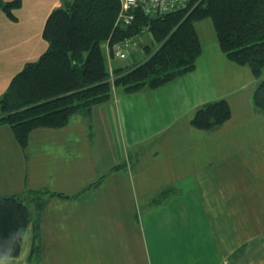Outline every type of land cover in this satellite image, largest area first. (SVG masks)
I'll return each mask as SVG.
<instances>
[{
  "label": "crops",
  "instance_id": "0c3cea01",
  "mask_svg": "<svg viewBox=\"0 0 264 264\" xmlns=\"http://www.w3.org/2000/svg\"><path fill=\"white\" fill-rule=\"evenodd\" d=\"M60 2L21 0L15 19L0 9V97L46 50L43 27ZM194 26L201 53L191 72L157 88L118 89L89 118L34 129L25 152L0 125V195H64L28 203L35 213L20 251L0 264H264L257 79L224 55L209 18ZM219 99L230 117L196 128V109ZM126 158L128 166L113 169ZM36 231L37 263L30 261Z\"/></svg>",
  "mask_w": 264,
  "mask_h": 264
},
{
  "label": "trees",
  "instance_id": "16d2710c",
  "mask_svg": "<svg viewBox=\"0 0 264 264\" xmlns=\"http://www.w3.org/2000/svg\"><path fill=\"white\" fill-rule=\"evenodd\" d=\"M20 4L21 0H0V9L15 19L13 10ZM119 10V0H61L49 13L42 32L46 50L14 75L0 97V125L9 126L24 152L32 130L64 126L77 112L88 115L95 105L111 97L112 84L133 93L160 87L194 70L201 53L194 24L205 18L211 19L224 55L247 66L258 80L252 104L264 115V0H195L183 9L153 17L136 10L126 25L116 23ZM143 28L155 46L139 40L146 56L127 66L113 67L112 61L122 63L128 57H112L111 83L104 43L139 35ZM137 49L130 54L133 59ZM230 114L228 102L219 99L199 106L191 123L206 131L223 124ZM53 196L64 195L48 189L0 195V257L18 255L30 221L28 203L41 205ZM38 239L36 231L30 253V261L36 263Z\"/></svg>",
  "mask_w": 264,
  "mask_h": 264
},
{
  "label": "built area",
  "instance_id": "2783aa9c",
  "mask_svg": "<svg viewBox=\"0 0 264 264\" xmlns=\"http://www.w3.org/2000/svg\"><path fill=\"white\" fill-rule=\"evenodd\" d=\"M195 0H119L120 10L116 17V23L121 25L130 24L134 18V11L139 10L144 15L153 17L169 11L183 9ZM147 33L146 28L141 29L139 35L126 37L107 46V57L126 59L131 52L137 49L139 40ZM113 55V56H112Z\"/></svg>",
  "mask_w": 264,
  "mask_h": 264
},
{
  "label": "rangeland",
  "instance_id": "374dc122",
  "mask_svg": "<svg viewBox=\"0 0 264 264\" xmlns=\"http://www.w3.org/2000/svg\"><path fill=\"white\" fill-rule=\"evenodd\" d=\"M3 1H5V0H3ZM206 19H208V18H205V20ZM204 20V19H203ZM211 20V19H210ZM199 21H201V20H198V21H196V22H199ZM195 22V23H196ZM212 22V21H211ZM149 39H148V38ZM140 42L141 43H143V42H145L146 44H148L151 48H153L154 46H155V43L151 40V35L150 34H145V35H143L142 37H141V39H140ZM110 45V42H109V40L108 41H106L105 43H104V54H105V58H106V61L109 63V65H110V62L113 60V58L111 57V58H108L107 57V46H108V48L110 47L109 46ZM144 47L145 46H143L142 47V45H140L139 44V47H138V49H137V51H136V53H135V55L134 56H136L134 59L132 58V57H128V59L127 60H125V61H123L122 63H120V60H113L112 61V65H113V67H115L117 64H121V65H123V66H127V65H129V64H131V62H134V61H140V60H142L145 56H146V51H145V49H144ZM133 59V60H132ZM108 71H109V81L111 82V83H113L114 82V77H113V70L111 69V65H110V67H108ZM258 81V80H257ZM118 89H121L122 90V88H119V87H116V86H113V84H112V95L113 94H115L117 91H118ZM123 91V90H122ZM111 95V96H112ZM92 113V112H91ZM75 115L76 114H78V115H84L83 113H81V112H77V113H74ZM74 114H72L71 115V117L74 115ZM87 118H89L90 117V113L88 114V115H85ZM70 117V118H71ZM1 125H3V124H1ZM9 127V126H8ZM61 127H63V126H61ZM44 128V127H43ZM54 128H57V127H54ZM11 130V129H10ZM33 131V130H32ZM31 131V132H32ZM31 132L29 133V134H31ZM30 136V135H29ZM29 136H28V140H29ZM28 144V143H27ZM19 145V144H18ZM21 148V147H20ZM27 148V147H26ZM22 150V149H21ZM127 161H129L127 158L125 159V161H124V166L125 165H127ZM118 169V168H117ZM34 207L32 206L31 208H30V216L31 217H33L34 216Z\"/></svg>",
  "mask_w": 264,
  "mask_h": 264
}]
</instances>
